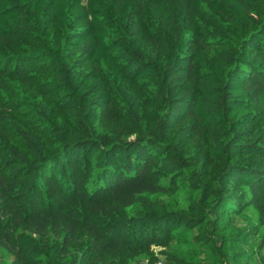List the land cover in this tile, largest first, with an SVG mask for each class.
Here are the masks:
<instances>
[{
  "label": "trees",
  "instance_id": "16d2710c",
  "mask_svg": "<svg viewBox=\"0 0 264 264\" xmlns=\"http://www.w3.org/2000/svg\"><path fill=\"white\" fill-rule=\"evenodd\" d=\"M0 264H264V0H0Z\"/></svg>",
  "mask_w": 264,
  "mask_h": 264
},
{
  "label": "rangeland",
  "instance_id": "374dc122",
  "mask_svg": "<svg viewBox=\"0 0 264 264\" xmlns=\"http://www.w3.org/2000/svg\"><path fill=\"white\" fill-rule=\"evenodd\" d=\"M0 260H3V257L1 256V254H0Z\"/></svg>",
  "mask_w": 264,
  "mask_h": 264
},
{
  "label": "built area",
  "instance_id": "2783aa9c",
  "mask_svg": "<svg viewBox=\"0 0 264 264\" xmlns=\"http://www.w3.org/2000/svg\"><path fill=\"white\" fill-rule=\"evenodd\" d=\"M160 263V262H159ZM159 263H157V264H159Z\"/></svg>",
  "mask_w": 264,
  "mask_h": 264
}]
</instances>
